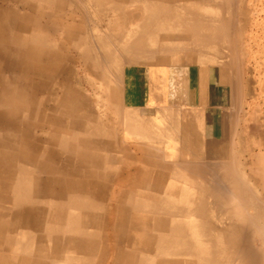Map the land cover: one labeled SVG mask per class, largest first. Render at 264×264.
<instances>
[{"label": "crops", "instance_id": "crops-1", "mask_svg": "<svg viewBox=\"0 0 264 264\" xmlns=\"http://www.w3.org/2000/svg\"><path fill=\"white\" fill-rule=\"evenodd\" d=\"M125 3L97 1L107 13L91 23V55L80 56L88 94L73 80L75 64L62 63L68 57L59 53L58 81L75 90L78 117L89 121L91 160L56 145L55 162L50 156L31 168L24 205L13 203L11 187L0 192V221L7 224L0 264H201L206 255L198 249L212 246L218 229L231 223L219 221V205L239 181L243 69L234 32L224 38L217 31L224 21L216 18L208 36L200 15L181 16L197 23L180 31V16L157 17V8H177L164 0H135L130 15L120 10ZM62 22L78 38L77 22ZM83 237L88 246L81 250Z\"/></svg>", "mask_w": 264, "mask_h": 264}, {"label": "rangeland", "instance_id": "rangeland-1", "mask_svg": "<svg viewBox=\"0 0 264 264\" xmlns=\"http://www.w3.org/2000/svg\"><path fill=\"white\" fill-rule=\"evenodd\" d=\"M11 1L0 0V7H3L2 11L5 13L4 16L0 17V22L4 23L2 35H0V91H2L0 92V192H8L10 191V187L14 192L13 177L14 179L18 178L19 181L22 179L21 185L19 182V186H17L15 190L17 193L20 192L21 199L19 201L17 200L16 204H21L25 199L23 195L26 196L29 192L25 182L27 176H33V172L30 171L31 168L44 165L42 161L50 156L55 162L57 154L55 151L56 145H53L51 140L57 133H54L49 125L53 124L56 126V124L61 121L64 123H75V121L69 119L68 113L72 111L73 108L75 109V107L76 110H79V106L75 101L70 98H62L61 95V92L65 94L67 90H72V87H66L67 83H65L66 86L60 85L59 89L52 88L51 86L54 84L53 87H55L56 83H59L58 80L61 70L58 72L59 74L57 73L51 80L48 78L47 74H36L34 75V79L32 78V81L37 86L31 87L29 85L28 76H32L34 73L30 72L27 68L28 51L32 48L33 60L41 61L42 63L47 62L48 59L50 60L49 57H57L59 58L58 60H60L62 55L63 59L64 56H67L68 60H63L62 63L65 65L75 64V72H72L73 80L82 93L88 94V73L84 72V65L82 64H85V62L83 57H86L87 54L91 55V50L89 49L91 48V23L94 26V22H97V19H99L95 16H102L107 13V10L98 7L97 1L100 2L101 0H24L31 7L37 8L38 12H32L31 8H23L16 0ZM164 1L170 3V5L177 6V8H173L171 11L178 14L180 17L183 14L182 16L186 15L187 17L197 15L199 17L200 15V17L203 18L211 15L213 10L220 12L223 18L226 19L224 23L221 24L220 28L221 32H225L224 38L225 34L228 32H234V37L236 39L235 45H237L239 60L243 69L241 84L243 94L239 104L240 131L238 142L239 149L237 153V162L240 166H238L239 171L237 175L240 182L235 179V181L233 180V184L236 186L237 183L241 184L242 182L241 185H243L244 188L240 185L242 191H240L239 194H236L234 191L231 194V199L227 198L229 203H225L227 199H220L221 201L223 200L220 208H223L222 210L226 212L231 208L230 205L238 203L239 206H241L240 204H242V206L246 205V210L251 212L250 207H253L255 204V210L259 211L261 207L260 211L257 212L260 217L262 216L259 223L261 225L263 224L261 222L264 221V0ZM218 3L221 5L220 8L218 7ZM125 4L126 8L120 10L125 11L128 15L134 14L136 8L135 0H127ZM190 11L191 13L189 14ZM66 12L72 13L74 15L72 16L73 20L77 22L74 27L76 26L79 32V36L76 38L80 45L78 47H75L70 40L64 38L66 34L64 28L72 26L62 22L67 19L64 16ZM96 12H101V14H96ZM10 13H18V15ZM212 23V21L209 22L206 28L208 29V26H211ZM213 24L212 26L215 27V23ZM219 27L220 25L218 24L217 28ZM225 28H228V30L226 29L225 31ZM30 31H33V35L37 33L38 36L35 35L36 38H34L33 35L31 36L29 34ZM213 32H211V34H213ZM41 37L42 39H40ZM29 40L33 42L32 45H29ZM47 42L48 46L46 45ZM49 42H51V44ZM229 46V42L225 41L224 47L226 48ZM23 47L25 52L21 50ZM80 56H83L82 59ZM18 57H21V59ZM44 80L48 81L47 86L48 84L49 86L45 88L39 87V83ZM1 82L3 83L1 84ZM45 100L51 101V103L45 102ZM65 104L69 105L66 106ZM59 112L61 114L58 117L57 113ZM46 122L48 124H46ZM26 144L29 146L27 147ZM57 147L60 151L62 150L59 146ZM47 151H49L50 154L47 153ZM51 165L54 166L55 164ZM240 171L243 176L239 174ZM18 173L23 176H18ZM243 182H245L247 186H245L246 184L244 185ZM24 185L26 188H24ZM234 186L233 190L235 188ZM248 186L251 188H248ZM252 188L255 189L253 190ZM251 189L253 190L252 192ZM251 193L253 195H251ZM233 194L239 196L238 202L236 201L237 197H233ZM250 195L251 197H249V199L248 196ZM3 197L6 196L4 195ZM241 199L246 201L249 199L251 201L249 202L248 200V202H245L243 200V202ZM228 206L230 208H228ZM222 217L223 216L220 218ZM223 219L224 217L219 221L223 223ZM240 225L244 233L240 239L243 254H247L252 248H256L260 251L258 254L260 256V261L264 263V230H261L264 226L259 228L260 225H256V227L262 231L261 233L260 231L258 232V229L253 230L249 224L245 225L240 222ZM231 260L232 258L228 257L224 262L228 261L227 264H233Z\"/></svg>", "mask_w": 264, "mask_h": 264}, {"label": "bare ground", "instance_id": "bare-ground-1", "mask_svg": "<svg viewBox=\"0 0 264 264\" xmlns=\"http://www.w3.org/2000/svg\"><path fill=\"white\" fill-rule=\"evenodd\" d=\"M2 1H6V0H2ZM7 1H9V0H7ZM11 1V0H10ZM18 3H19V5H22L23 6V8H31L32 9V12H38V9L37 8H34V7H31L26 1H22V0H16ZM43 1V0H42ZM46 1H49V0H46ZM51 1V0H50ZM54 1V0H53ZM11 2H13V1H11ZM55 2H57V1H55ZM62 2H65V1H62ZM52 3V2H51ZM66 3V2H65ZM43 5V4H42ZM218 5H219V3H218ZM217 5V6H218ZM52 6V5H51ZM38 7V6H37ZM63 7V6H62ZM219 8L221 7V5H219L218 6ZM2 9H3V7H0V17L1 16H4L5 15V13L2 11ZM222 9V8H221ZM172 9H167V8H157V17H164V20H166L167 18H169L170 16H172L173 18H175L176 16H179L178 14H175L174 12H172L171 11ZM144 11H147L146 10V7H145V9H144ZM141 12V11H140ZM143 12V11H142ZM182 12V11H181ZM183 12H185V11H183ZM146 13V12H145ZM191 13V11L189 12V14ZM10 14H13V15H18V13H10ZM214 14V15H213ZM183 15V14H182ZM181 15V16H182ZM64 16L67 18V19H69V18H71L72 19V16H74L72 13H67L66 12V14H64ZM144 16H148V15H144ZM185 17H186V15H184ZM190 17V16H189ZM131 18V17H130ZM216 18H218L217 20H219V21H224V20H226L225 18H223V15L220 13V12H216L215 10H213V12H212V14L211 15H208V16H205V17H203V19L206 21V25H204V27H203V32H206V33H208V36L209 35H211V32H213V31H216V29H215V27H213L212 25H214L213 23H212V25L210 26H208V29L206 28L207 27V24H209V22H214L215 21V19ZM147 20H148V18H146ZM145 19V20H146ZM174 20V19H173ZM173 20H171L172 22H173ZM202 20V19H201ZM170 21V20H169ZM67 23V22H66ZM70 23V22H69ZM167 23V26H169V23H168V21H165V24ZM196 23H197V21H193L192 19H191V21H189V20H186V19H184V20H182L181 19V17L179 18V17H177V20H176V24H175V27H176V29H189V30H195V28H196ZM3 24L4 23H2V22H0V35H2V30H3ZM12 24V23H11ZM171 24H173V23H171ZM201 24V23H200ZM211 24V23H210ZM216 24V23H215ZM71 25V24H70ZM143 25H141V27H142ZM159 26H160V24H159ZM71 27L72 26H69V27H67V28H64V30H65V32H66V35H67V37L68 38H70V39H67V40H70L74 45H75V47H78V46H80L79 45V41L74 37V38H72L70 35H71ZM202 27V26H201ZM206 28V29H205ZM223 29V28H222ZM226 29L228 30V28H225V31H226ZM181 31V30H180ZM186 31V30H185ZM217 31L218 32H221V30H220V28L219 29H217ZM223 31H224V29H223ZM229 31H230V29H229ZM172 32V31H171ZM28 33V32H27ZM77 33V32H76ZM223 33H225V32H223ZM31 36L33 35V31H30V33H29ZM39 34V33H38ZM169 34V33H168ZM172 34V33H171ZM36 36H38L37 35V33L35 34ZM35 35H33L34 36V38H36L35 37ZM64 35V34H63ZM159 35V34H158ZM175 35V34H174ZM169 36V35H168ZM217 36V35H216ZM159 37V36H158ZM161 37V36H160ZM213 37V36H212ZM28 38V37H27ZM33 38V37H32ZM31 38V39H32ZM167 38V37H166ZM165 38V39H166ZM169 38H170V36H169ZM22 39V38H21ZM30 39V38H29ZM40 39H42V37L40 38ZM47 39V38H46ZM164 39V38H163ZM208 39V38H207ZM160 40H161V38H160ZM23 41V40H22ZM30 41V40H29ZM48 41V40H47ZM206 41V40H205ZM50 44H51V42H49ZM70 43V42H69ZM33 44V42H31L30 41V43H29V45H32ZM36 44H38V43H36ZM48 44V42L46 43V45ZM158 44V43H157ZM24 46H26V45H24ZM48 46V45H47ZM21 49V48H20ZM122 49V48H121ZM21 50H24V47H23V49H21ZM20 50V51H21ZM31 50V51H30ZM29 51H28V63H27V68H28V70L30 71V72H33L34 74H32V76H28V81H29V85L31 86V87H35V83L32 81V78L34 79V75H36V74H47V76H48V78L51 80L52 79V77H54L60 70H62V68H61V64H60V60H58L59 58H52V57H49L50 58V60L48 59L47 60V62H48V64H47V62H45V63H42L41 61H35V60H33V53H32V48L30 49ZM24 52H25V50H24ZM38 53V52H37ZM43 53V52H42ZM41 53V54H42ZM195 53V52H194ZM23 54V53H22ZM58 55V54H57ZM194 55V54H193ZM50 56V55H49ZM196 56V55H195ZM58 57H59V55H58ZM18 58H20L21 59V57H18ZM17 58V59H18ZM196 60V59H195ZM138 62V61H137ZM139 62H142V61H139ZM21 63H22V61H21ZM134 65V64H133ZM65 66V65H64ZM136 66V65H135ZM63 67V66H62ZM83 67V66H82ZM75 68V67H74ZM16 69V68H15ZM93 70V69H92ZM14 71V70H13ZM73 71V70H72ZM218 71V70H217ZM66 72V71H65ZM219 72V71H218ZM68 73V72H67ZM87 73V72H86ZM89 73V72H88ZM220 73V72H219ZM50 74V75H49ZM59 74V73H58ZM61 74V73H60ZM92 76V75H91ZM220 77V76H219ZM66 78H67V76H66ZM49 80V81H50ZM1 81V80H0ZM3 82H1V84H2ZM47 83H48V81H41L40 83H39V87H41V88H45V87H47ZM50 83H51V81H50ZM70 83V82H69ZM49 85V84H48ZM60 85H62V86H66V84L64 83L63 84V79L61 80V82H59V83H56V85L55 86H60ZM12 86V85H11ZM37 86V85H36ZM30 87V88H31ZM66 87H69L68 85L66 86ZM71 88V87H70ZM31 89H34V88H31ZM72 90H67L66 91V93L64 94L63 92H61L62 94V98L63 97H65V98H70V99H72L73 101H75L76 102V104L78 103V99H77V94H76V92H75V90L73 89V88H71ZM243 90V89H242ZM0 92H2V91H0ZM54 93V92H53ZM1 98V97H0ZM90 99V98H89ZM117 101V100H116ZM91 104V103H90ZM55 105H56V103H55ZM63 105V104H62ZM66 105V104H65ZM69 105V104H68ZM68 105H66V106H68ZM78 105V104H77ZM4 107V106H3ZM26 107V106H25ZM84 107V106H83ZM238 108H239V106H237ZM2 108V107H1ZM240 109V108H239ZM3 110V109H2ZM5 110V109H4ZM13 110H14V108H13ZM61 110V109H60ZM68 110V109H67ZM78 110V109H77ZM76 110V107H75V109L73 108V110L72 111H70L68 114H69V119H71L72 121H75V123H72V122H70V123H64V122H59L58 124H56V126L55 125H53V124H50L49 125V127H51L52 128V130H53V132L54 133H57V135L56 136H54L53 137V139L51 140L53 143V145H57V146H59L62 150H61V152L62 153H65V154H68L67 156H69V155H71L72 156V154H76L77 155V157H78V159L80 158L81 160H83V161H87V160H91V148L89 149L88 148V144H90L89 142H90V138H91V133H89V128H88V125H89V121L88 120H86V122L84 123L82 120H81V118L80 117H78L79 116V114L76 112L77 111ZM10 111V110H9ZM12 111V110H11ZM19 111V110H18ZM62 111V110H61ZM237 111V110H236ZM4 112V111H3ZM64 112V111H63ZM62 112V113H63ZM68 112V111H67ZM61 113L59 112V113H57V116L59 117V115H60ZM64 114V113H63ZM16 115V114H15ZM56 115V114H55ZM6 116V115H5ZM27 116V115H26ZM34 116V115H33ZM4 117V116H3ZM55 117V116H54ZM90 117H91V115H90ZM237 117V116H236ZM15 118H16V116H15ZM63 118V117H62ZM4 119V118H3ZM6 119H8V118H6ZM66 119V118H65ZM64 120V119H63ZM135 120V119H134ZM237 120V119H236ZM6 123V122H5ZM54 123V122H53ZM46 124H48L47 122H46ZM238 125V124H237ZM236 125V126H237ZM256 126V125H255ZM195 127V126H194ZM8 129V128H7ZM12 129H14V128H12ZM49 130V129H48ZM9 131V130H8ZM94 135V134H93ZM8 137H10V136H8ZM7 139V138H6ZM14 139V138H13ZM49 139V138H48ZM231 140H232V138H231ZM12 142V141H11ZM23 142V141H22ZM46 142V141H45ZM232 142H233V140H232ZM12 143H14V142H12ZM23 144V143H22ZM25 144V143H24ZM51 144V143H50ZM232 144V143H231ZM27 145V147L29 146L28 144H26ZM52 145V146H53ZM233 145H234V143H233ZM33 146V145H32ZM232 146V145H231ZM4 148H6V147H4ZM31 148V147H30ZM15 150V149H14ZM29 151H30V149H29ZM233 150H231V152H232ZM232 154V153H231ZM148 157V156H147ZM39 159V158H38ZM76 160V159H75ZM74 160V161H75ZM202 160H203V158H202ZM233 160V159H232ZM232 160H230L231 162H232ZM41 161H42V159H41ZM39 162V161H38ZM90 162V161H89ZM228 163H230V162H228ZM253 163V162H252ZM210 164V163H209ZM222 164V163H221ZM232 164V163H231ZM39 165V164H38ZM224 165V164H223ZM237 166V165H236ZM53 167V166H52ZM240 167V166H239ZM222 168H223V166H222ZM234 168V167H233ZM239 169V168H238ZM260 169V168H259ZM25 170V169H24ZM3 171V170H2ZM19 171V170H18ZM46 171V170H45ZM235 171V170H234ZM233 171V172H234ZM239 171V170H238ZM252 171V170H251ZM22 172V171H21ZM235 172H237V170L235 171ZM24 173V172H23ZM20 173H18V176H21V175H19ZM239 174H242L241 173V171L239 172ZM30 175V174H29ZM89 175V174H88ZM87 175V176H88ZM237 174H235V176H236ZM260 175V174H259ZM23 176V175H22ZM25 176V175H24ZM32 176V175H31ZM86 176V175H85ZM242 176H243V174H242ZM246 176V175H245ZM28 177V176H27ZM40 178V177H39ZM18 179V178H17ZM17 179H15V182L13 183V189H15L16 190V188H17V186H19L18 184H19V182H20V185H21V180L19 181V179L17 180ZM26 179V178H25ZM228 179V178H227ZM243 179V178H242ZM17 180V181H16ZM26 181H27V179H26ZM234 181H235V179H234ZM238 181V180H237ZM236 181V182H237ZM243 181V180H242ZM24 182V181H23ZM55 182L56 183H59V180L57 179V180H55ZM222 182V181H221ZM238 182H240V180L238 181ZM252 182V181H251ZM26 183V182H25ZM227 183V182H226ZM225 183V184H226ZM247 183H248V181H247ZM22 184H24V183H22ZM241 184H242V182H241ZM240 183L238 184H236V186H234V184H233V186L235 187L234 188V190L232 191V192H236V194H239L240 193V191H242L241 190V187H240V185H241ZM243 184L245 185L246 183L245 182H243ZM249 185V184H248ZM25 186V185H24ZM83 186V185H82ZM243 188H244V186L243 185H241ZM245 186H247V184L245 185ZM80 187V186H79ZM20 188V187H19ZM24 188H26V186L24 187ZM75 188V187H74ZM248 188H251L250 186H248ZM28 189V188H27ZM83 189V188H82ZM247 189V188H246ZM253 190L255 189V188H252ZM251 189V192L253 191ZM14 190V195H13V197H15L13 200H14V204L16 205V202H17V200L19 201V200H21L20 199V192L19 193H17V191H15ZM18 190V189H17ZM80 190H81V187H80ZM90 190V189H89ZM228 190V189H227ZM72 191H74V189L72 190ZM86 191V190H85ZM229 191H230V189H229ZM232 194V193H231ZM23 195V194H22ZM241 195H244V194H241ZM251 195H253L252 193H251ZM251 195L250 196H248V198L249 197H251ZM258 195H260V194H258ZM31 196H32V194H31ZM236 195H234L233 194V197H235ZM23 197L25 198V195H23ZM145 197V196H144ZM231 197H232V195L230 196V199H231ZM237 197V202H238V197L239 196H236ZM235 197V198H236ZM254 197V196H253ZM227 199V198H226ZM250 199V198H249ZM248 199V200H249ZM233 200V199H232ZM242 201L244 200V199H241ZM248 200L246 201V200H244L245 202H248ZM254 200H255V198H254ZM28 200L27 199H24L23 200V203H26ZM76 201V200H75ZM87 201V200H86ZM90 201V200H89ZM223 201V200H222ZM221 201V202H222ZM243 201V202H244ZM251 200H249V202H250ZM261 201H262V199H261ZM260 201V202H261ZM79 202V201H78ZM164 202V201H163ZM235 202V201H234ZM241 202V201H240ZM239 202V203H240ZM23 203H21V204H23ZM189 203V202H188ZM225 203H229L228 202V199H227V202H225ZM253 203H255V202H253ZM263 203V202H262ZM177 204V203H176ZM218 204V203H217ZM223 204V203H222ZM234 204H235V206H234ZM233 205H230V207L228 206V208H230V209H228L226 212H224L223 211V214L225 215V216H223L222 214L220 215V217L221 216H223L224 217V219H226L227 221L229 220L231 223H227L226 224V227L225 228H222V229H218V235L217 236H214V242H213V244H212V246L209 244V246H208V248L207 249H204V247H202V248H200V249H198V252L200 251L201 252V254H205L206 256H205V258L203 257V260H201V264H227V262L228 261H226V262H224V260L226 259V258H228V257H231L232 258V260H231V262L233 263V264H264L262 261H260V256L258 255L259 253H260V251L259 250H257L256 248L255 249H251L247 254H243V251L241 250V236H243V231H242V228H241V225H240V222H242L243 224H249V226H251L252 227V229L254 230V229H258V232L260 231L261 233H262V231L264 230V227H262L261 228V230L259 229L261 226H264V221H262L261 223H263V224H259L260 223V219H262V216L260 217V215H259V213H257V212H259L260 211V208H259V211H257V210H255V204L253 205V207H250L251 208V212H249L248 210H246V208H245V206L246 205H244V206H242V204H240L241 206H239L238 205V203L236 204V203H234ZM244 204H246V203H244ZM250 204V203H249ZM258 204V203H257ZM261 204V203H260ZM264 204V203H263ZM24 205V204H23ZM194 205V204H193ZM224 205H226V204H224ZM251 205V206H252ZM90 206H91V204H90ZM219 206H222L221 204L219 205ZM232 206H233V208H232ZM249 206V205H248ZM247 206V207H248ZM264 206V205H263ZM34 207V206H33ZM168 207V206H167ZM193 207V206H192ZM258 207V206H257ZM166 208V207H165ZM249 208V207H248ZM14 209V208H13ZM221 209H223V208H221ZM225 209V208H224ZM252 210H253V212H252ZM255 210V211H254ZM4 211V210H3ZM264 211V210H263ZM256 212V213H255ZM0 213H1V211H0ZM16 213H18V212H16ZM25 213H26V211H25ZM121 213V212H120ZM212 213V212H211ZM76 214V213H75ZM213 214V213H212ZM260 214H261V212H260ZM78 215V214H77ZM48 216V215H47ZM68 216V215H67ZM70 216H71V214H70ZM191 216V215H190ZM207 216V215H206ZM206 216H205V218H206ZM75 217H76V215H75ZM202 217H203V213H202ZM211 217V216H210ZM219 217V220L221 219L222 220V218H220ZM264 217V216H263ZM8 218V217H7ZM25 218V217H24ZM16 219V218H15ZM194 219V218H193ZM23 220V219H22ZM192 220V219H191ZM191 220H189V221H191ZM199 220H200V218H199ZM201 220H203V218L201 219ZM201 220L199 221V222H201ZM204 220H207V218L206 219H204ZM203 220V221H204ZM241 220V221H240ZM24 221V220H23ZM183 221V220H182ZM208 221V220H207ZM68 222V221H67ZM196 222V221H195ZM198 222V223H199ZM205 222V221H204ZM6 223V222H5ZM3 221H0V231H1V229L3 228V227H7V224H5ZM188 223V222H187ZM128 224V223H127ZM190 224V223H189ZM192 224V223H191ZM194 224V223H193ZM193 224H192V226H193ZM200 224V223H199ZM201 224H204L203 222L201 223ZM260 225L259 226V228H257L256 227V225ZM218 225V224H217ZM222 225H224V224H222ZM206 226V225H205ZM184 227H185V225H184ZM222 227V226H221ZM3 230H4V228H3ZM199 230V229H198ZM189 231V230H188ZM205 231V230H204ZM187 232V231H186ZM200 232V231H199ZM0 234H1V232H0ZM202 234H203V232H202ZM157 235V234H156ZM188 235H189V233H188ZM200 235V234H199ZM59 236V235H58ZM136 237V236H135ZM141 237V236H140ZM160 237V236H159ZM169 237V236H168ZM196 237V236H195ZM204 237V236H203ZM194 239V238H193ZM196 239V238H195ZM4 240V239H3ZM53 240V239H52ZM59 240V239H58ZM87 240L88 239H86V237H83V238H80V242L79 243H77L78 245H79V247H81V250H82V245L85 243V247L84 248H86L87 246H88V243H87ZM189 240V239H188ZM254 240V239H253ZM55 241V240H54ZM155 242V241H154ZM137 243H139V241L137 242ZM199 244V243H198ZM58 246V245H57ZM185 246V245H184ZM18 248V247H17ZM1 249V248H0ZM28 249V248H27ZM26 249V250H27ZM15 250V249H14ZM26 250H24V251H26ZM30 250H32V249H30ZM29 250V251H30ZM15 252V251H14ZM194 252H195V250H194ZM26 253V252H25ZM44 253V252H43ZM87 253H88V251H87ZM196 253V252H195ZM263 253H264V251H263ZM10 254V253H9ZM23 254H24V252H23ZM39 254V253H38ZM86 254V253H85ZM170 254V253H169ZM168 254V255H169ZM177 254V253H176ZM74 254H72V256H73ZM78 255V254H77ZM137 255V254H136ZM31 256H32V254H31ZM40 256V255H39ZM12 257V256H11ZM36 257H38V255L36 256ZM162 257V256H161ZM173 257V256H172ZM182 257V256H181ZM187 257V256H186ZM226 257V258H225ZM46 258V257H45ZM170 258V257H169ZM224 258V259H223ZM17 259V258H16ZM29 259V257H27V256H22L21 257V261L22 260H28ZM31 259V258H30ZM55 259V258H54ZM71 259V258H70ZM73 259V258H72ZM71 259V260H72ZM158 259V258H157ZM230 259V258H229ZM47 260V259H46ZM74 260V259H73ZM78 260V259H77ZM76 261V260H75ZM155 261V260H154ZM176 261H178V260H176ZM175 261V262H176ZM198 261V260H197ZM81 262V261H80ZM139 262V261H138ZM180 262V261H179ZM231 262H229V263H231ZM133 263H135V261H133ZM183 263V262H182ZM190 263V262H189ZM192 263V262H191ZM179 264H181V263H179ZM187 264V263H186ZM193 264H194V262H193Z\"/></svg>", "mask_w": 264, "mask_h": 264}]
</instances>
